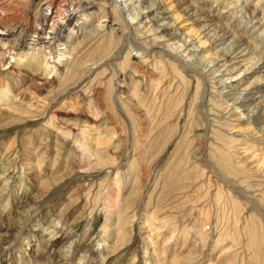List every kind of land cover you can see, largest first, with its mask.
Instances as JSON below:
<instances>
[{
    "label": "rangeland",
    "instance_id": "1",
    "mask_svg": "<svg viewBox=\"0 0 264 264\" xmlns=\"http://www.w3.org/2000/svg\"><path fill=\"white\" fill-rule=\"evenodd\" d=\"M43 1H10L12 14L3 17L5 27H0V53L5 57L0 62V90L9 92L10 89L14 92H10V99H14L16 91L28 82L30 74H26L25 80L19 78L16 84L9 85L6 72L13 65L22 71L28 59L34 61L35 69L38 67L48 73L52 81L69 79L75 72L72 68L77 67L78 75L69 85L68 98L61 105L52 104L50 110L64 113L70 108L71 101L81 103L87 114L85 123H91L94 130L86 131L87 128L80 126L75 130V135L66 140L67 146L68 149H78L75 156L83 159L81 165L84 170L101 171L97 181L86 183L81 201L72 208L66 221L60 224L65 244L55 258L67 255L62 262L67 264L69 257L73 256V248H77L83 255L102 257L104 261L112 253H118L108 264H264V226L259 222H264V148L246 151L248 145L244 146V142L257 146L249 140L235 145L228 141L226 151L222 146L210 143L207 140L210 130L204 123L203 115L209 107L196 111L200 93L196 94L195 88L187 93L189 84L184 79V73H179L172 64L165 66L167 70L163 67L164 74H170L164 93L161 95L152 91L147 97L143 89L145 76H138L128 63H124V66L115 61V65L110 67L114 61L109 59L113 52L101 47L98 51L97 45H92L99 34L120 32V25L117 24V27L111 21L114 16L109 9L105 10L108 14L105 18L104 11L94 3H67L60 15H56V8L46 7L37 20V7ZM256 1L251 2L254 4ZM263 3L264 0H261L260 4ZM235 10H239V5ZM233 12L231 20L237 23L239 17L245 15L244 9L239 13ZM26 16L30 19V27L19 38L20 33L13 32L10 26L25 20ZM178 22L180 27H185L183 32L186 35L193 30L184 18ZM252 25L254 23L248 25L250 30ZM83 27L92 38H98L83 50L70 54V40H81ZM129 32L126 34L128 39L124 38L129 47L118 50L121 57L119 62L124 61L127 51L131 52L130 62L140 59L139 54H135L139 51L137 38ZM197 40H194L195 43ZM210 53L203 51L200 54L209 59ZM135 83L139 88L134 92L132 87ZM88 86L90 89L86 90ZM14 87L17 89L13 90ZM130 91H133L130 93L133 95L131 100L127 99ZM94 97L98 99L97 102ZM213 106L218 107L216 103L210 107ZM46 117L32 118L24 125L16 124L14 121L19 122V119L13 117L4 122V127H0V160L8 159L4 155L10 144L18 146L17 151L21 154L11 168V181L5 192L6 199L1 201L0 218L6 216L3 214L6 209L10 212L25 199L31 200L37 189L38 184L28 174L27 166L34 158L29 153V157L25 158L23 144H38L48 133L43 125L49 123L54 127L55 123L60 122L57 117L50 121L51 114ZM248 127L233 124L225 127L229 133L220 132L224 135L227 133L226 139L233 132L253 139L256 136ZM98 132L100 135L102 132L100 140L96 136ZM102 136L112 137V140L105 143ZM74 139L83 148L75 147ZM98 150L100 154L103 152V163L97 167L87 158ZM51 157L43 167L46 173L53 166L55 155ZM116 175L118 186L113 185ZM103 181L106 184L99 187L97 182ZM14 182L18 185L15 191L18 198L15 199L10 189ZM76 185L63 191L61 198L52 200L39 210L37 207L35 214L32 213L34 210L28 217H23L8 233L0 232V239H5L6 243L1 248L22 240L28 232L27 225L32 227L29 224L34 222L35 226V221L43 215H50V218L56 216L57 209L67 203ZM108 185L110 190L113 189L111 197L105 196ZM102 190L105 194L99 195ZM27 205H31L30 201ZM74 217L78 218L74 220ZM32 242L34 250L39 239ZM34 253L31 257L27 255L25 263L43 264L36 261L39 259L34 257ZM6 258L8 254L3 259ZM74 264H80L79 260Z\"/></svg>",
    "mask_w": 264,
    "mask_h": 264
},
{
    "label": "bare ground",
    "instance_id": "2",
    "mask_svg": "<svg viewBox=\"0 0 264 264\" xmlns=\"http://www.w3.org/2000/svg\"><path fill=\"white\" fill-rule=\"evenodd\" d=\"M10 1L0 0V27L4 26L3 17L12 14L11 10L13 7H10ZM83 1L94 3L101 8L104 11L103 17L108 16L105 10L109 9L114 16L111 21L115 25H120V32L103 33L97 35L99 38L96 36L92 38L83 27L82 39L78 40V42L74 39L70 40V51L68 50L70 54L79 49L83 50L84 47L98 38L97 41L92 43V45H97L98 51L99 47H101L102 49H110L113 52V56L109 58L111 62L114 60L113 63H110V67L115 65V61L123 65L128 63L130 69L135 71L138 76H145L146 84L143 89L146 97L152 91L157 92V94L161 93V95L164 93L163 90L168 86L166 82L170 74H164L163 67H169L172 64L173 67L178 69L179 73H184V79H187L189 84L187 93H191L194 88L196 89V94L197 92L200 93L196 111H199L200 108H205L203 110H206L209 107L207 113L203 112V115L205 118L204 123L210 130V134L207 137L210 143L222 146L225 151L228 141L235 145L249 140L254 145H257L251 146L248 142H244V146L248 145L246 151L249 150V152L254 148H264V39L262 38L264 36V3L260 4L261 0L254 2V4H252V0H242L241 4H239L241 0H44L37 7V20L40 19V14L46 7L56 8V15H60L67 3L80 4ZM237 5H239V10H235ZM241 9H244L245 15L239 17V22L231 20L232 13L234 14L233 11L239 13ZM170 13L171 15H169ZM180 18L189 21V25L193 27V30L189 31L188 35L183 32L185 27H180L178 24ZM29 21V17L26 16L25 20H19L20 23L10 26V29L13 32H19L20 38L21 33L30 27ZM244 21L246 24H243ZM250 23H254L251 26V30L248 28ZM128 30L137 38L136 43L139 51L135 54H139L138 58H140L137 62H130V51H127L124 61L119 62L121 57L118 52L129 47L128 42H124ZM194 40H197V43ZM104 42L106 45H104ZM206 44H208V47H205ZM203 51L211 52L209 59L200 54ZM3 59H5L4 54L0 53V62ZM27 61L23 65L22 71L18 70L20 69L18 66L13 65L10 66V71L6 72L9 76V85L16 84L19 78L25 80L26 74H30V76L28 82L24 85L22 84V87L16 91L12 100L9 94L10 92L14 93L13 91L10 89L9 92L3 91V89L0 90V127H4V122L13 117L19 119V122L13 120L16 124L24 125L28 124L29 121L31 122L32 118H47L48 114H51V117H49L50 121L57 117L60 122L55 123L54 127L49 123L44 124L43 127L48 130V133H45L46 137L42 138L38 144L21 143L24 145V152H22L25 158L29 156L34 158L27 165L28 174L38 186L32 195V199L29 200L31 205H27L29 201L25 199L17 206V209L10 210V212L6 209V212H3L6 216L0 218V232L5 231L8 233L11 227L17 226L23 220V217H28L34 210L32 213L35 214L40 207L46 206V204L58 197L61 198L63 191H66L73 184L77 183V185L70 192L67 203H63L57 209L58 213L56 216H51L50 218V215L44 216L41 214L40 217L43 216L35 221V226L34 222L29 224L32 227L27 225L29 229L26 236H23L22 240H17L14 243L15 245L8 247L5 245L4 248H1L5 243V239H0V264H29V262L25 263V259L27 255L31 257L33 252H35L34 257L39 259L36 261L43 262V264H62L63 259L67 255H62L59 259L55 258L58 256L63 244H65L63 239L64 231L60 224L66 221L67 217L72 213V208L74 209L81 201L83 191L87 187L86 183L88 181H97V177L101 174V171L89 172L88 168L84 170L81 165L83 159L79 160L75 156V151L78 149H68L66 140L71 135H75V130L80 126L85 127L84 129L87 128L86 131L94 130V126L91 123H85L87 114L80 106L81 103L77 101H71L70 108L64 113H60V110H55L54 112L50 110L52 109L50 108L52 104L61 105V102L68 98L67 96L70 94L69 85L78 75L77 67L75 69H73V66L70 67H73L72 70L75 72L69 79L61 81L53 79L52 81L49 80L48 73L38 67L37 69L34 68L33 60L28 59ZM95 65L98 64L95 63ZM113 71L114 73L116 72L115 70ZM138 88V83H135L132 90L135 92ZM14 89L17 88L14 87ZM88 89H90V86L86 88V90ZM133 91L128 92V94H132ZM131 94L128 95L127 99H132L133 95ZM94 99L95 102L98 101L95 97ZM212 103H216L219 109L215 106L213 108L210 107ZM233 124L249 126L247 129L251 128L256 137L249 139L244 136L245 134L236 135L233 132L232 136H228L226 139V134L229 131L225 130V127ZM221 130L227 133L224 135L220 132ZM101 135L99 132L96 135L99 140ZM102 138V140L105 139V143L112 140V137L106 138V136H102ZM74 140L75 147L80 146L83 148L78 140ZM54 141L55 145H53ZM14 145L10 144L4 155L8 159L3 158L0 160V206L1 201L6 199L5 192L8 189L9 181H11L9 176L12 172V165L17 162L21 155L20 151H17L18 146ZM98 151L91 153L87 158L89 163L95 164L97 167L103 163V152L100 154V151ZM27 153H29V156ZM53 154L55 155L53 166L50 172L46 173L47 170L44 171L43 167H45L44 165H46L48 158ZM57 161L60 163L59 165H57ZM117 175L113 183L115 186L119 185ZM104 183V181L97 182L99 187L103 186ZM81 185L82 188L80 187ZM17 187L16 182L10 185L14 199L15 197L18 198L15 192ZM106 187H108L106 194L102 190L99 195L104 193L105 196L111 197L113 189L110 190L109 185ZM100 197L102 199V196ZM37 207L38 210H36ZM82 214L83 212L80 213V216ZM78 217H74V220ZM31 221L30 219V223ZM259 222L264 226V222L261 220ZM20 229L21 231L23 230L22 228ZM23 233L24 231L21 234ZM36 239H39V243H37L36 249L33 250L34 244H32V241ZM125 247L126 245L123 246V248ZM82 253L79 249L73 248L71 253L73 256L69 257L68 263L74 264V262L76 263L79 260L80 264H108L118 256V253H112L104 261L102 257L98 258L92 255H83ZM5 254H8L7 260L3 259ZM189 257L191 258V256ZM57 260L58 262H56Z\"/></svg>",
    "mask_w": 264,
    "mask_h": 264
}]
</instances>
